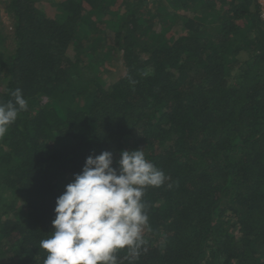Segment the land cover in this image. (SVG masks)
Instances as JSON below:
<instances>
[{
  "label": "trees",
  "instance_id": "1",
  "mask_svg": "<svg viewBox=\"0 0 264 264\" xmlns=\"http://www.w3.org/2000/svg\"><path fill=\"white\" fill-rule=\"evenodd\" d=\"M115 1L61 0L54 17L32 0L10 4L0 103L19 88L28 109L0 137V183L21 200L0 221V264H43L55 201L86 157L111 151L117 167L121 150L137 149L167 178L145 189L139 256L120 249L118 264H264L259 0H137L110 12ZM146 4L149 19L137 11ZM112 55L123 73L93 79L89 66Z\"/></svg>",
  "mask_w": 264,
  "mask_h": 264
},
{
  "label": "clouds",
  "instance_id": "2",
  "mask_svg": "<svg viewBox=\"0 0 264 264\" xmlns=\"http://www.w3.org/2000/svg\"><path fill=\"white\" fill-rule=\"evenodd\" d=\"M12 96L14 101L0 103V137L28 109L21 89ZM115 163L111 151L89 155L65 185L55 201L53 231L40 241L43 264H118L116 253L125 248L139 256L149 225L145 189L160 187L167 177L144 150H121Z\"/></svg>",
  "mask_w": 264,
  "mask_h": 264
},
{
  "label": "rangeland",
  "instance_id": "3",
  "mask_svg": "<svg viewBox=\"0 0 264 264\" xmlns=\"http://www.w3.org/2000/svg\"><path fill=\"white\" fill-rule=\"evenodd\" d=\"M32 1L34 2L35 8L39 12L43 13L44 15L48 17H54L56 15L57 16L61 15V12H59L58 8H56L57 4H59L61 0H32ZM124 1L125 0H116L114 4L110 7V12H118L119 9L123 10L125 9V5H128V12H131L132 9L136 10V7L134 8V5L136 4L137 0H135V2L131 0H127V2H124ZM144 1L149 2L150 0H144ZM11 2L12 0H0V36L2 38L9 37L8 41L6 40L9 43L8 50L4 51L5 47L0 46V70L2 69V62H3L2 60L8 59V57L13 53L12 45H10V37L12 35V22L10 18ZM259 4H263L261 0L259 1ZM260 8H261V19L264 20V4L260 5ZM137 9H138L137 11L140 13L141 16L147 17L148 19L151 18L153 14L152 4H149V5L146 4L144 8L143 6H139L137 7ZM215 13H218V12L216 11ZM161 16H165V14L161 13ZM204 17L207 21H209V16L205 15ZM96 18L97 17L93 15H89V14L87 15L85 14V17H84L85 20L96 19ZM156 19L157 18H152L151 20L155 21ZM207 24L210 25V22H208ZM102 50H103V53H105L106 51L108 52V49L106 48ZM244 60H245L244 57L240 59V61H244ZM93 63H94L93 65L89 66V67H92L95 71V74L90 73L93 79L109 83V82H113L117 80V78L123 73L122 63L120 62V57L118 55H112L111 59L105 60L103 68L101 67V65L100 66L98 65V62L93 61ZM2 75H3V69L0 71V93L3 91L4 84H6L7 82V78L5 77L3 78ZM88 75H87V78L89 77ZM232 81L233 80H231L230 85L234 86L237 84V82H235L236 80H234V82ZM12 205L17 206V207L21 205L19 194L9 189L4 188L2 184L0 183V221H3L6 218L4 213L8 212V207ZM11 215L12 214L9 213V217Z\"/></svg>",
  "mask_w": 264,
  "mask_h": 264
},
{
  "label": "built area",
  "instance_id": "4",
  "mask_svg": "<svg viewBox=\"0 0 264 264\" xmlns=\"http://www.w3.org/2000/svg\"><path fill=\"white\" fill-rule=\"evenodd\" d=\"M260 1V0H259ZM261 2L264 4V0H261ZM263 4H260V5H263Z\"/></svg>",
  "mask_w": 264,
  "mask_h": 264
}]
</instances>
